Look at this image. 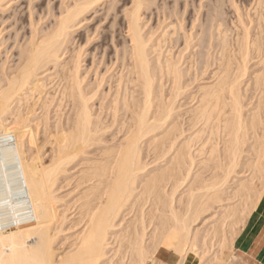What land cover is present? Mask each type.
Here are the masks:
<instances>
[{
  "label": "bare ground",
  "instance_id": "1",
  "mask_svg": "<svg viewBox=\"0 0 264 264\" xmlns=\"http://www.w3.org/2000/svg\"><path fill=\"white\" fill-rule=\"evenodd\" d=\"M106 1H110L109 12L115 0H72L63 5L47 30L32 28L34 22L30 21L28 35H20L18 41L13 37L18 43L17 63L11 71H0V264H148L160 249L175 254L177 264H222L223 253L233 249L264 192L263 0H257L252 14L247 12L236 25L242 27L243 35V54L236 72L227 50V32H217L223 46L218 69L212 74L214 80L210 84L205 80L207 85L186 95L187 104H192L183 123L178 122L186 103L182 96L197 78L195 63L202 57L195 63L191 52L184 51L186 59L182 53L174 57L169 47L162 54V45L173 44L178 31L175 23L163 27L160 35L159 29L154 39L153 33L144 32L142 14L155 0H131L130 8L123 10L122 41L113 33H103L101 43L92 50L99 49L101 61L106 58L99 65L108 67L106 72L111 75L108 82L104 75L95 78L96 90L85 91L80 73L85 50L81 43L77 45L76 33L87 14ZM19 11L14 14L15 21L22 18ZM206 45L210 46L209 42ZM251 53L257 59L254 65ZM253 66L256 70L252 72ZM52 75L57 81L53 82ZM104 82L108 92H115L113 100L111 97L107 102L113 124L118 121V112L124 111L120 125L123 138L110 145H106L109 138H103L106 126L91 109ZM49 85L53 88L50 93ZM103 98L99 99L105 101ZM36 106L42 115L51 106L71 109L65 122L56 121L52 158L44 168L37 165L36 158L25 157L24 139L32 144L38 136L41 117H34ZM180 108L178 117L175 110ZM51 137L47 134L46 140ZM91 147L98 156L84 161L75 181L78 185L87 183L79 198L76 195L80 201L79 206L76 203V226L80 227L72 243L65 245L69 247L56 253L52 232H60L68 220L60 204L63 198L58 180L77 154ZM72 178L67 176L66 184ZM30 239L33 241L28 245Z\"/></svg>",
  "mask_w": 264,
  "mask_h": 264
},
{
  "label": "rangeland",
  "instance_id": "2",
  "mask_svg": "<svg viewBox=\"0 0 264 264\" xmlns=\"http://www.w3.org/2000/svg\"><path fill=\"white\" fill-rule=\"evenodd\" d=\"M1 3V7H0V71L2 69H8L7 71H11L15 66V64L17 63V51L18 49L15 48V44L16 47L18 46L17 41L20 39V37L22 35H26L27 33L29 34L31 32L32 28H36V30L38 29V31H44L47 30V27L51 26L54 22V19L56 18V16H58L59 11L62 9L64 4H71L72 0H0ZM110 3V1H108ZM107 1L103 4H101L100 6L97 7V9L93 10V13L91 11V13L87 14V20L84 21L81 25V28L78 30L77 34V45H79V43L82 44L83 49L85 50L84 53V57H83V63H82V67H81V75L82 78H84V85H85V91L89 92V91H95L96 90V82H95V78H99L102 77L104 75L105 78V82L108 80V76L111 75V72L109 71V74L106 72V69L101 63V65H99L100 61H101V54H99L98 52L99 49H96L95 51H93L92 49L99 45L100 42V38L102 40V36L104 32H108V33H113V35L120 41H122V38L124 36V27H125V20L122 17L123 16V10L124 9H129L131 6V0H115V2L112 4L113 7L110 8L109 12L107 11V9L109 8L110 4ZM157 2V4H156ZM163 2V3H162ZM233 2V3H232ZM257 0H155L153 3H151L149 5V9L144 10L143 12V16H142V22L144 25V32L145 33H153V39L154 37H158L157 34L159 33V35L162 33V28L164 27L166 29L165 26H169L170 24H175L177 26V31L176 35L174 36V38L172 39V43L173 44H167L166 42L162 45V54L164 52V55L166 54L165 51L168 50V47L171 48L170 52L174 57H177L179 54L178 53H182L184 54L183 59L188 58V52L189 56L191 54V56H199L198 58L193 56V60L194 63L197 61V63H195V71L194 74H196V78L192 84V82H190V86L187 89L190 90H186L183 94V98H185L186 103L183 105V107H181L183 109V112L180 109H176L175 110V114L178 115V117L181 115L180 120L178 121L179 123L185 120V116L186 115V111L188 110V108H190L191 104H187V96H189L191 93H193L195 90H197L196 88H198V86H202L204 84L207 85V83L209 82V84L211 82H213L214 78H212V74L213 72L215 73V68L217 67V63H219L218 59L220 56V53L222 51V44L220 42L219 39V35H218V31H222V32H227L225 33V40L226 43H228L227 45L229 46L227 48L228 53L230 54V56L232 57V61H233V69L235 70V72L239 69V65H240V59H241V55L243 54V35L242 34V27L240 26V28H238L237 26L240 25L239 19L240 17L245 19L246 15H251L253 8L255 7ZM159 3V4H158ZM198 4V5H197ZM232 4V5H231ZM234 4V5H233ZM262 11L264 10V0L262 2ZM154 5V6H151ZM175 5V6H174ZM254 5V6H253ZM3 6V7H2ZM108 6V8H107ZM157 6V9H155ZM164 6V7H163ZM166 6V7H165ZM174 6V7H173ZM115 7V8H114ZM159 7V8H158ZM186 7V8H185ZM198 7V9H197ZM3 8V9H2ZM168 8V9H166ZM22 9V10H21ZM163 9V10H162ZM184 9V10H183ZM251 9V11H250ZM21 10L22 11V18L20 17L19 20L18 18L15 21V17L14 14L16 15L18 13V11ZM31 10V11H29ZM113 10V11H112ZM122 10V11H121ZM157 10V11H155ZM171 10V11H170ZM19 11V12H21ZM151 11V12H149ZM160 11V13H159ZM199 11V12H198ZM236 11V12H235ZM97 12V13H96ZM111 12V13H110ZM115 12V13H114ZM155 12V13H154ZM175 12V13H174ZM178 14H177V13ZM248 12V13H247ZM251 12V14L249 13ZM32 13V14H31ZM116 18L114 20L111 19L110 16L116 14ZM237 13V14H236ZM241 13V14H240ZM247 13V14H246ZM264 13V11H263ZM29 14H31V18H29ZM108 14V16L106 17L105 21L100 20L101 17L104 18V16ZM110 14V15H109ZM112 14V15H111ZM164 14V15H163ZM166 14V15H165ZM174 14V15H173ZM199 14V15H198ZM246 14V15H245ZM55 15V16H54ZM156 15V16H155ZM172 15V16H171ZM198 15V17H197ZM243 15V16H241ZM245 15V16H244ZM13 16V17H12ZM150 16V17H149ZM160 16V17H159ZM164 16V17H163ZM167 16V17H166ZM170 16V17H169ZM183 16V17H182ZM195 16V17H194ZM40 17V18H39ZM51 17V18H50ZM54 17V18H53ZM178 17V18H177ZM197 17V18H196ZM159 18V19H157ZM165 18V20H164ZM183 18V19H182ZM15 21H13V20ZM21 19V20H20ZM40 19V21H39ZM97 19V20H96ZM174 21H173V20ZM196 19V20H195ZM206 19V20H205ZM3 20V21H2ZM33 20V21H32ZM157 20V21H156ZM172 20V22H171ZM182 20V21H181ZM193 20V21H192ZM209 20V21H208ZM238 20V23H237ZM30 21L33 23L34 22V26H32V28L30 27ZM160 21V22H159ZM170 21V22H169ZM207 21V22H206ZM174 22V23H173ZM184 22V23H183ZM206 22V23H205ZM211 22V23H210ZM213 22V23H212ZM215 22V23H214ZM218 22V24L221 26L219 28V26L216 27V24ZM225 22V23H224ZM12 23V24H11ZM183 23V26H182ZM196 23V24H195ZM264 23V22H263ZM11 24V25H10ZM164 24V25H163ZM168 24V25H167ZM179 24V25H178ZM181 24V25H180ZM200 24V25H199ZM48 25V26H47ZM191 25V26H190ZM194 27H193V26ZM205 25V26H204ZM211 25H213L211 27ZM215 25V26H214ZM237 25V26H236ZM162 26V27H161ZM223 26V27H222ZM264 26V24H263ZM201 28V31L198 29ZM15 28V29H14ZM44 28V29H43ZM154 28V29H153ZM180 28V29H179ZM196 28V29H195ZM211 28V29H210ZM217 28V30H216ZM157 29V30H156ZM159 29H161V31H159ZM164 29V30H165ZM182 29V30H181ZM222 29V30H221ZM112 30V31H111ZM152 30V32H151ZM212 30V31H211ZM216 30V31H215ZM227 30V31H226ZM238 32H237V31ZM148 31V32H147ZM159 31V32H158ZM189 31V32H188ZM229 31V32H228ZM158 32V33H157ZM191 32V33H190ZM195 34H194V33ZM202 32V33H201ZM210 32V33H209ZM218 32V33H217ZM102 33V35H101ZM156 33V34H155ZM185 33V36H184ZM188 33H190L188 35ZM209 33V34H208ZM217 35H216V34ZM237 33V34H235ZM27 34V35H28ZM88 36L90 37L88 44L86 43V37ZM92 34V35H91ZM181 34V35H180ZM183 34V35H182ZM193 34V35H192ZM197 34V35H196ZM240 34V35H239ZM17 35V36H16ZM21 35V36H20ZM187 35V36H186ZM204 38H202L203 36ZM211 35V36H210ZM184 36V37H183ZM208 36V37H206ZM210 36V37H209ZM232 36V38H230ZM13 37L16 39L17 37V41L15 43V39H13ZM26 37V36H25ZM180 37V38H179ZM188 37H192L188 38ZM217 37V38H216ZM237 37V38H235ZM184 40H183V39ZM195 38V39H193ZM198 38L200 41H198ZM202 38V39H201ZM241 38V40H240ZM188 39V40H187ZM191 41H190V40ZM213 39V41H212ZM228 39V40H227ZM237 39V40H236ZM179 40V41H178ZM183 40V42H182ZM186 40V41H185ZM209 40V41H208ZM236 40V41H235ZM24 40H22L23 42ZM203 41V42H202ZM210 44V46L206 45L208 44V42ZM211 41V42H210ZM216 41V42H215ZM21 42V43H22ZM187 42V44H186ZM199 42V43H198ZM200 42L202 44H200ZM233 42V43H231ZM235 42V43H234ZM2 43V44H1ZM14 44V48H13V44ZM20 43V44H21ZM101 43V42H100ZM178 43V45H177ZM185 43V44H184ZM189 43V44H188ZM197 43V45L195 44ZM215 43V44H213ZM218 45H217V44ZM237 43V44H236ZM12 44V45H11ZM111 42H108V45H110ZM167 44V45H166ZM196 46H195V45ZM232 46H231V45ZM241 44V45H240ZM77 45H75V47H77ZM171 45V46H170ZM173 45V46H172ZM176 45V46H175ZM195 47H192V46ZM204 45V46H203ZM214 45V48L212 47ZM236 45V46H235ZM10 46V47H9ZM188 49H187V47ZM190 46V49H189ZM202 46V47H201ZM176 47V48H175ZM180 47V48H179ZM186 47V48H185ZM199 47V48H198ZM216 47L218 49H216ZM232 47V48H231ZM238 50H237V48ZM12 48V50H11ZM165 48V49H164ZM185 48V49H184ZM212 48V49H210ZM242 51H241V49ZM10 49V50H9ZM14 49V51H13ZM120 49V48H119ZM176 49V50H173ZM199 49V51H198ZM216 49V50H215ZM220 49V50H219ZM231 49V51H230ZM235 49V50H234ZM174 52H173V51ZM182 50V51H181ZM190 50V51H189ZM192 50V51H191ZM210 50V51H208ZM240 50V51H239ZM187 51V53L185 52ZM220 51V52H219ZM230 51V52H229ZM239 51V52H238ZM184 52V53H183ZM193 52V54H192ZM194 52H198L197 54H195ZM210 52V53H209ZM219 52V53H218ZM90 53H94L95 57L90 55ZM176 53V55H175ZM204 53V54H203ZM213 54V55H212ZM215 54V55H214ZM232 54V55H231ZM240 54V55H238ZM111 55V54H110ZM187 55V56H186ZM201 55V56H200ZM204 55V56H202ZM235 57H234V56ZM237 55V57H236ZM186 56V57H185ZM206 56V58H205ZM213 56V57H212ZM112 57V55L110 56ZM204 57V58H203ZM211 58V59H210ZM213 58V59H212ZM215 58V59H214ZM238 58V59H237ZM254 58V59H253ZM105 57L103 58V62L105 61ZM205 60V61H204ZM209 60V62H208ZM211 60V61H210ZM215 60V61H214ZM6 61V63L4 62ZM13 61V62H12ZM16 61V62H15ZM101 61V62H102ZM203 61V62H202ZM213 61V62H212ZM254 61V62H253ZM257 61L256 57L254 54L251 53V65L255 64V62ZM94 62V64H93ZM202 62V63H201ZM238 62V63H237ZM92 63V64H91ZM214 63L216 64L214 66ZM204 64V66H203ZM6 65V66H4ZM213 65V66H212ZM104 68H103V67ZM210 66V68H209ZM239 66V67H238ZM3 67V68H2ZM13 67V68H11ZM183 67L185 68L186 65L183 64ZM197 67H200L199 69ZM214 67V68H213ZM203 68V69H202ZM238 68V69H236ZM201 69V70H200ZM210 69V70H209ZM218 69V68H216ZM251 71H255L256 67L253 66L250 68ZM249 69V72H251ZM212 70V71H211ZM104 71V72H103ZM207 71L208 74H207ZM212 73H211V72ZM252 71V72H253ZM199 72V73H198ZM234 72V73H235ZM203 73V76H202ZM84 74V75H83ZM87 74V75H86ZM107 74V75H105ZM194 74H192V77H194ZM210 74V75H209ZM54 76V75H52ZM106 76V77H105ZM200 76V77H198ZM55 77V76H54ZM58 77H55V80L57 81ZM107 78V79H106ZM209 78V79H208ZM211 78V79H210ZM86 80V81H85ZM207 83H206V81ZM89 81V82H88ZM197 81V82H196ZM200 81V82H199ZM91 82V84H90ZM95 82V83H94ZM104 82V83H105ZM108 82V81H107ZM195 82V83H194ZM93 83V84H92ZM102 83V87H100L98 89V91H100L98 93V95H96L97 97H94L93 99V103L91 106L92 112L95 114V116L100 119L101 121V125L106 126V130L103 133V138L107 141V138H109V142L107 141L106 145H110L113 144L114 141H119L123 138L122 137V128H120L121 124L124 122L122 118H124V111L120 110L118 112V115L116 116L115 123L113 124V119H112V113H111V109L109 107V103L110 102V98L111 101L113 100L114 96H115V92L112 89L111 91L113 92H108V88L106 85L108 84H104ZM243 83V82H242ZM90 84V85H89ZM89 85V87H88ZM95 85V87H94ZM193 85V86H192ZM197 85V87H196ZM50 86L52 87V85L47 86L48 88V92L50 93L53 88L51 89ZM91 86V87H90ZM195 87V88H194ZM87 88V89H86ZM95 89V90H94ZM194 89V90H193ZM50 90V91H49ZM193 91V92H192ZM92 92V93H93ZM190 92V94H189ZM196 92V91H195ZM91 93V94H92ZM105 93V94H104ZM110 93V95H109ZM113 95H112V94ZM188 93V94H187ZM107 94V95H106ZM187 95V96H186ZM100 96V97H99ZM103 96H105L104 98L107 100H102L99 98H103ZM103 98V99H104ZM98 99V100H97ZM109 99V100H108ZM100 100V101H99ZM36 101V99H35ZM95 102V103H94ZM101 104H100V103ZM103 102H106L105 104ZM103 105H106V107H104ZM190 105V106H188ZM100 106V107H99ZM52 108V109H51ZM69 107H64L63 109L60 107L59 110H57L56 108H54L53 106L49 107V109L47 111H44L46 114L42 115L43 112L39 109L38 106H36L35 108V116L34 117H41V121L40 124L36 127L37 131H38V136L36 137L35 141H33V143L35 144H31L28 142V138L26 137L24 140L25 143V147H26V151H25V157L27 159H30L32 157L36 158V163L39 166L41 163V168L43 167H47V165L50 163V160L52 158V148L54 146L53 140H54V134L56 129L54 128L55 125L57 124L56 121H59L61 123L65 122V120L70 116L71 113V109H68ZM103 108V109H102ZM105 108V109H104ZM248 107H246L247 109ZM102 109V110H101ZM55 110V111H54ZM67 110V111H66ZM99 110L101 112H99ZM110 110V111H109ZM185 110V111H184ZM65 111V112H64ZM67 112V113H66ZM99 112V113H98ZM123 112V113H122ZM63 113V114H62ZM65 113V114H64ZM69 113V114H68ZM108 113V114H107ZM49 114V116H48ZM103 114V115H102ZM121 114V115H120ZM129 114V113H128ZM46 115V116H45ZM53 115V116H52ZM59 115V117H58ZM105 115V117H104ZM110 115V116H109ZM175 115V116H176ZM184 115V116H183ZM44 116V117H43ZM51 116V117H50ZM55 116V118H54ZM64 118H63V117ZM66 116V117H65ZM100 117V118H99ZM184 117V118H183ZM60 118V119H59ZM105 118V119H104ZM182 118L184 120H182ZM33 120V123L36 121L34 120L35 118H31ZM43 119V120H42ZM102 119V120H101ZM108 120V121H107ZM111 122H110V121ZM47 121V122H45ZM51 121V122H50ZM121 121V122H120ZM45 122V123H44ZM103 122V123H102ZM108 122V123H106ZM111 123V124H110ZM117 123V124H116ZM183 123V122H182ZM45 124V125H44ZM117 126H116V125ZM119 124V125H118ZM186 126V125H184ZM48 127V128H47ZM113 127H116L117 131L114 129H112ZM40 128V129H39ZM46 128V129H45ZM110 130V132H108ZM41 131V132H40ZM52 133V134H51ZM113 133V134H112ZM118 133V134H117ZM42 134V135H41ZM49 134L51 139L50 140H46V135ZM112 134V136H111ZM108 135V136H107ZM41 137V138H40ZM107 137V138H105ZM120 137V138H117ZM27 139V140H26ZM111 139V140H110ZM49 141V142H48ZM47 142V143H46ZM39 143V144H38ZM29 144V145H28ZM35 145V147H34ZM47 145V146H46ZM34 149H33V148ZM51 148V149H50ZM37 149V150H36ZM89 149V150H88ZM88 149H84V151L86 150V153H78L77 154V158L73 159L68 165V172L63 175L62 177L59 178V182L58 185L61 188V192L59 193V196H61L63 198V202L60 204H62V208L66 209L64 214L66 215V219L61 227V231L56 233V231H53V233H55L54 236V242H53V247L55 252H61L64 249H66V247L69 246H65V245H70L73 241V236L74 233L76 234L77 230L79 229L78 227H80V225L78 224L76 226V222H78V211H79V204L80 201L78 200L80 194L82 193V189L84 187L87 186L85 184L82 185H78L76 184L75 181H77L76 179L78 178L79 174H80V170L82 168L85 167V163L84 161H86V159H91L92 157L95 158L98 155V152H96V148L95 147H91ZM91 149V150H90ZM33 150L35 152H33ZM95 150V151H94ZM46 151L49 153H46ZM88 151V152H87ZM42 152V153H41ZM96 152V153H94ZM37 153V154H36ZM40 153V154H39ZM44 153V154H43ZM94 153V154H93ZM82 154V156H81ZM80 155V156H78ZM40 156V157H39ZM92 156V157H90ZM43 157V159H42ZM89 157V158H88ZM41 158V159H40ZM38 159H39V163H38ZM46 160V161H45ZM78 160V161H77ZM44 163H43V162ZM81 161V163H80ZM46 163V164H45ZM75 167H74V165ZM79 164V165H78ZM82 164V165H81ZM46 165V166H45ZM77 165V166H76ZM81 165V166H80ZM70 168V169H69ZM74 168V169H73ZM77 168V169H76ZM72 169V170H71ZM77 172V173H76ZM73 175V178L67 182H65V178L67 176ZM77 176V178H76ZM63 181H62V180ZM62 181V182H60ZM73 182V183H72ZM75 183V184H74ZM64 185V187H63ZM79 187V188H78ZM81 187V188H80ZM58 195V193H57ZM78 198H77V196ZM76 197V198H75ZM79 201V202H78ZM78 203V206L77 204ZM64 204V205H63ZM75 206L77 209H75ZM59 207L58 211L61 210ZM66 207V208H65ZM75 211V213H74ZM68 212V213H67ZM77 212V213H76ZM77 216V217H76ZM128 216H126L127 218ZM74 222V223H73ZM75 225V226H74ZM71 226V227H70ZM76 231V232H75ZM61 236V237H60ZM33 241V240H32ZM31 239L27 241L28 245L32 244ZM69 242V244H68ZM31 243V244H30ZM61 243V244H60ZM64 248H63V246ZM61 247V248H60ZM60 249V250H58ZM57 250V251H56ZM164 250V249H162ZM168 251V250H166ZM223 257V263L222 264H229L232 262L233 259H236L238 261V258L236 255L233 254V249L231 251H226L225 253H223L222 255Z\"/></svg>",
  "mask_w": 264,
  "mask_h": 264
},
{
  "label": "crops",
  "instance_id": "3",
  "mask_svg": "<svg viewBox=\"0 0 264 264\" xmlns=\"http://www.w3.org/2000/svg\"><path fill=\"white\" fill-rule=\"evenodd\" d=\"M262 194L235 239V244L233 243V254L237 256L238 261L233 259L229 264H264V192ZM177 262L178 257L175 254L160 249L156 252L153 261L148 264H177Z\"/></svg>",
  "mask_w": 264,
  "mask_h": 264
}]
</instances>
